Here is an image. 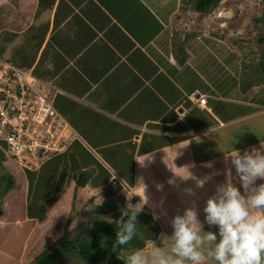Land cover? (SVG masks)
I'll list each match as a JSON object with an SVG mask.
<instances>
[{
    "label": "crops",
    "instance_id": "obj_1",
    "mask_svg": "<svg viewBox=\"0 0 264 264\" xmlns=\"http://www.w3.org/2000/svg\"><path fill=\"white\" fill-rule=\"evenodd\" d=\"M180 5V0H0V58L44 82L43 92L68 127L60 155L88 156L74 158L80 168L93 169L74 188L88 194L84 200L92 199L90 205L100 197L113 203L104 219L118 210L119 196L127 206L146 195L143 210L159 232L146 241L145 251L151 241L167 250L172 218L193 204L204 231L219 240L218 228L205 222L207 198L228 182L244 194L232 149L264 151V85L240 91L241 66L235 56L222 60L221 47L215 48L211 68L199 67L200 60L195 69L196 45L213 38L179 36L172 21ZM201 95L205 105L197 100ZM0 158L4 191L3 175L11 182L15 176L5 169L16 164L1 140ZM54 200L39 224L62 207ZM84 205L72 219L85 217L79 218L90 207ZM1 218L2 212L0 223Z\"/></svg>",
    "mask_w": 264,
    "mask_h": 264
},
{
    "label": "rangeland",
    "instance_id": "obj_2",
    "mask_svg": "<svg viewBox=\"0 0 264 264\" xmlns=\"http://www.w3.org/2000/svg\"><path fill=\"white\" fill-rule=\"evenodd\" d=\"M186 8L188 9H180L173 17L172 26L178 32V35L181 36L182 33L193 31L200 34V36L213 38V42L199 41L196 45L195 51H197L199 58L194 60L195 69L200 60L199 67H202L203 64V68H205V65L211 64L209 66L211 68L213 64L211 58L216 47H221L219 55H221L222 60H228V58L235 56L237 67L241 66L243 62L251 60L257 65L260 58L264 56V42L257 41V36L264 34V0H220L213 10L199 15L191 10L189 4ZM0 36H3V34H0ZM216 40H219L222 45L217 43ZM0 60L3 65L0 68L7 69L4 65H8V61H2V58ZM240 69H242V66ZM0 73L6 74L8 72L0 70ZM203 73L205 72L203 71ZM208 75L210 76V74ZM67 132L68 129L64 128L60 133L63 137L67 135ZM61 156H64L63 158L66 160L59 170L61 176H58L50 185H47L49 183L47 181L41 182V185L39 183L40 186L38 185L31 190L29 200L25 196L27 182L22 177L24 172L18 174V171L22 170L21 165L13 160L17 171H14V169L9 172L10 169H5L11 175L14 172L15 176L13 175L14 182H11L10 191L4 192L0 187V211L2 212L0 264H25L35 253L47 247L55 237L61 234L64 220L71 212V205L74 206L73 209L76 211V207L79 208L83 203L88 206L92 202V200H84V196L88 195L87 193L83 195L77 193L74 188V181L71 178L72 162L67 156L63 154ZM75 157L80 159L88 156ZM9 165L11 164L9 163ZM21 180L25 182V185H22ZM3 184L4 181H0V186H3ZM50 186H55V190L53 187L49 189ZM46 187L48 193L54 190V195L57 196H55L53 203L59 200L61 201L59 206L62 207L57 210L54 209L52 218L49 217L46 223L39 224L37 219L27 218L28 201L34 203L39 198V200H43L44 188ZM82 196L83 199H81ZM81 213L79 218L85 216L84 212ZM79 220L81 219H71L68 228L74 226ZM19 253L20 257H18Z\"/></svg>",
    "mask_w": 264,
    "mask_h": 264
},
{
    "label": "clouds",
    "instance_id": "obj_3",
    "mask_svg": "<svg viewBox=\"0 0 264 264\" xmlns=\"http://www.w3.org/2000/svg\"><path fill=\"white\" fill-rule=\"evenodd\" d=\"M232 150L231 163L244 194L231 182L220 184L204 206L205 222L218 228L219 240L216 233L204 231L193 204L172 218L167 250L151 241L146 251L134 249L121 257L124 264H264V183L256 184L258 178L264 180V151L241 154ZM101 202L100 197L98 204ZM147 203L145 195L140 203L122 210L115 221L114 249L131 243L137 233V217Z\"/></svg>",
    "mask_w": 264,
    "mask_h": 264
},
{
    "label": "trees",
    "instance_id": "obj_4",
    "mask_svg": "<svg viewBox=\"0 0 264 264\" xmlns=\"http://www.w3.org/2000/svg\"><path fill=\"white\" fill-rule=\"evenodd\" d=\"M180 1V9H188L186 7L189 4L191 10L199 15L213 10L220 0ZM184 34L186 39L197 35L193 31ZM257 41L264 42V34L257 36ZM175 47L178 48L179 52H182L181 43H175ZM241 66L242 69H240L239 73L240 91H245L255 83L264 85V56L260 58L257 65L251 60L243 62ZM65 139L66 136L61 140L63 144L65 143ZM0 140L4 145L5 151L6 143L1 137ZM62 150L48 155L35 169L22 168L27 179L28 200L31 190L37 187L39 183L41 185V182L47 181V183L49 182L47 185H50L58 176H61V171L59 172V170L61 165L66 161L63 158L64 156L60 155L65 149ZM5 154L11 157L6 152ZM67 157L72 160L71 162L74 167H72L71 172L74 186H83L91 176L93 169H82L80 166H77L78 161L74 159L75 156ZM11 158L15 160L13 157ZM2 179H7V183L3 188L6 191L11 187L10 177L3 175ZM52 187L56 188L55 186L48 188ZM48 188H44L43 200H39V198L34 203L28 201V217H35L39 221L44 219L47 210L46 206L55 199L54 190L48 193ZM116 200L119 202V208L112 218L104 219L103 214L110 209L113 203L101 202L84 209L85 217L71 228H68L71 219L76 213L73 209L74 206L71 205V212L64 220L62 233L53 239L47 247L35 253L25 264H124V261L120 258L126 256L134 249H141L147 240H153L159 232V226L153 221L152 215L143 210L137 217V233L131 243L126 246H117L114 249L113 245L116 242L115 221L121 216L122 210L127 207L124 204L123 195L119 196Z\"/></svg>",
    "mask_w": 264,
    "mask_h": 264
},
{
    "label": "built area",
    "instance_id": "obj_5",
    "mask_svg": "<svg viewBox=\"0 0 264 264\" xmlns=\"http://www.w3.org/2000/svg\"><path fill=\"white\" fill-rule=\"evenodd\" d=\"M8 63L0 68L8 72L0 73V137L22 168L35 169L64 148L60 132L68 127L43 92L44 82L30 69ZM198 102L204 104L205 98Z\"/></svg>",
    "mask_w": 264,
    "mask_h": 264
}]
</instances>
